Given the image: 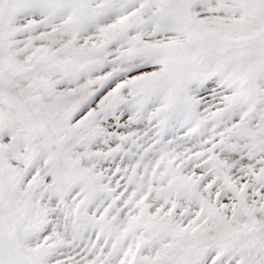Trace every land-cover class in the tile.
<instances>
[{
	"label": "snow or ice",
	"instance_id": "obj_1",
	"mask_svg": "<svg viewBox=\"0 0 264 264\" xmlns=\"http://www.w3.org/2000/svg\"><path fill=\"white\" fill-rule=\"evenodd\" d=\"M0 264H264V0H0Z\"/></svg>",
	"mask_w": 264,
	"mask_h": 264
}]
</instances>
